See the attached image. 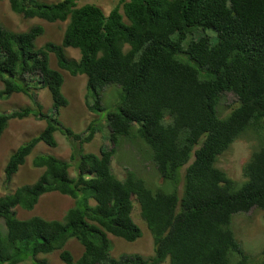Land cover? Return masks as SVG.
<instances>
[{"label":"trees","instance_id":"trees-1","mask_svg":"<svg viewBox=\"0 0 264 264\" xmlns=\"http://www.w3.org/2000/svg\"><path fill=\"white\" fill-rule=\"evenodd\" d=\"M9 2L24 18L67 25L60 43L38 46L43 25L18 31L0 20V99L23 93L35 103L0 113V139L13 118L46 121L9 155L5 185L40 142L58 145L56 131L79 146L70 160L35 155L33 165L44 169L39 177L0 195V264H50L55 252L65 264H264L245 251L231 226L233 214L253 207L264 218V0H119L108 13L78 0ZM207 29L216 32V41L202 33ZM68 47L80 57L69 56ZM52 53L58 67L51 66ZM62 69L87 76L91 111L105 110L107 86L121 88L120 105L105 117L110 148L84 152L82 145L99 130L94 121L86 134L61 124L58 116L69 102ZM46 87L51 114L37 100L36 91ZM227 93L237 100L223 103ZM251 132L258 145L238 182L218 158ZM122 139L152 161L160 181L150 186L133 169L124 179L114 173ZM50 192L75 201L61 218L18 216L17 207L33 210ZM135 200L154 252L115 257L111 235L128 241L142 235L133 216ZM72 241L82 247L80 254L69 247Z\"/></svg>","mask_w":264,"mask_h":264},{"label":"rangeland","instance_id":"rangeland-1","mask_svg":"<svg viewBox=\"0 0 264 264\" xmlns=\"http://www.w3.org/2000/svg\"><path fill=\"white\" fill-rule=\"evenodd\" d=\"M52 2L57 0H43ZM119 0H78L79 5L94 2L100 5L106 13ZM0 20L7 27L14 30H26L32 25L41 24L45 28V32L40 36L36 43L38 46L47 41L61 42L63 33L67 25V21L48 22L44 19L24 18L16 14L10 7L9 0L0 1ZM204 34L211 36L213 41H216L217 34L212 29L202 31ZM69 56L79 58L80 52L78 49L68 47L66 49ZM51 66L58 67L55 55H50ZM64 72L63 92L68 98V106L61 108L59 120L61 124L71 128L75 132L86 134L87 127L90 122L94 121L97 125L98 131L92 141L82 145L84 152L100 153L102 147L110 148L112 142L109 139V128L106 125L105 117L108 110L116 109L120 101L121 88L117 84H111L102 91V103L105 110L95 112L89 110L86 104V83L87 76L85 74L71 75L69 71L62 69ZM3 88V83L0 81V89ZM39 102L43 105V110L49 114L52 113L53 99L49 89L41 88L36 91ZM236 96L232 93H227L223 96V103L235 102ZM27 105L35 106V103L23 93H14L10 97L0 99V113L11 111ZM46 125V121L35 116H29L23 119L13 118L10 120L8 127L4 131L0 139V195L5 194L14 188L26 182L35 181L44 170L43 168L35 167L32 159L35 155L40 153H48L56 155L63 159H71L73 147L77 148L79 143L69 139L60 131L55 132V137L58 141L56 147H51L44 142H40L33 153L28 157L26 163L20 168L19 172L14 176L12 182L8 186L5 185L4 165L6 164L9 155L20 144L28 140L32 136L37 135ZM258 139L256 135L245 133L241 138L236 140L231 147L221 154L218 158V165L222 167L227 174L238 182L244 180L243 166L249 159L252 151L257 147ZM145 149V147H142ZM117 151L114 155L112 168L114 173L119 178H124L127 169H133L142 175L151 186L152 183L160 181L153 163L151 160L143 157L141 152H138L133 145L128 141L122 139L121 144L116 147ZM143 151V150H141ZM79 157L73 160V166L76 169L73 171L76 174L77 166L79 164ZM74 199L68 195H63L58 192H50L44 194L39 203L33 210H25L17 207V214L21 218H28L33 215H40L45 218H61L65 211L73 205ZM138 210V211H137ZM139 204L134 201L133 215L137 218L135 222L141 227L142 235L135 241H128L122 237L111 235L113 242L112 255L119 257L125 253H140L143 255H150L154 252L153 237L147 227L144 219L139 214ZM232 228L235 231L236 237L254 260L261 261L264 258V218L263 211L256 207L249 212H238L232 216ZM69 247L73 249L76 255L82 252V247L76 242L72 241ZM43 258V254L39 256ZM50 264H65L61 262L57 252L48 256ZM256 262V263H258ZM21 264H31V262H24ZM166 264V263H165ZM255 264V263H254Z\"/></svg>","mask_w":264,"mask_h":264},{"label":"clouds","instance_id":"clouds-1","mask_svg":"<svg viewBox=\"0 0 264 264\" xmlns=\"http://www.w3.org/2000/svg\"><path fill=\"white\" fill-rule=\"evenodd\" d=\"M54 42V41H53ZM55 43H57V42H55ZM60 43V42H59ZM67 49V48H66ZM37 100H38V97H37ZM39 101V100H38ZM2 138V137H1ZM35 150V149H34ZM113 162V161H112ZM5 166V165H4ZM76 169V167H75V165L73 166V160H72V167L70 168V174H71V176H73V177H75L76 175H77V170H76V174H74L73 173V171ZM126 175V174H125ZM120 179H124V178H120ZM148 182V181H147ZM149 183V182H148ZM152 185V184H151ZM73 199V198H72ZM74 201V200H73ZM74 203H75V201H74ZM73 203V204H74ZM91 203L92 204H95V201L93 200V199H91ZM254 208V207H253ZM257 208V207H256ZM138 211V210H137ZM249 212V211H248ZM134 216V215H133ZM151 255V254H150ZM166 264H169V262H165ZM165 263H163V264H165Z\"/></svg>","mask_w":264,"mask_h":264}]
</instances>
